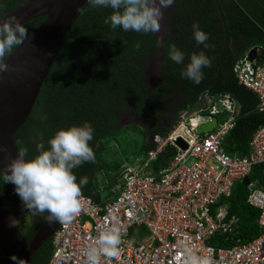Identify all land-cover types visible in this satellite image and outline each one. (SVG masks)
I'll return each instance as SVG.
<instances>
[{
    "label": "trees",
    "instance_id": "obj_1",
    "mask_svg": "<svg viewBox=\"0 0 264 264\" xmlns=\"http://www.w3.org/2000/svg\"><path fill=\"white\" fill-rule=\"evenodd\" d=\"M218 4L226 29L225 39L213 0H183L176 6L178 15L173 17L172 32L163 37V64L153 87L147 81L145 70L147 60L159 51L154 35L124 32L119 28L113 31L104 23L111 10L87 5L74 20L71 37L65 38L58 51L30 115L14 134L18 150L26 148L27 158H32L37 155L36 145L43 143L47 148V141L57 130L90 124L93 139L89 146L95 154V161L84 163L73 172L77 183L81 177L88 179L82 193L98 198L99 191L94 187L95 174L118 167L116 162H107L103 158L104 147L109 141L126 129L136 130L142 144L141 153H144L150 147L146 141H150L154 134L165 136L177 122L178 113L193 107L201 93L206 92L214 99L229 94L240 103L234 126L221 144L231 155L248 153L251 134L264 122V112L256 109L257 96L237 83L232 66L248 48L255 45L264 48V31L235 1L218 0ZM17 6V0H0V17ZM45 17L37 15L22 26L29 34ZM193 24H198L208 34V48L195 42ZM137 43L139 47H136ZM170 45L184 53L183 64L178 65L169 58ZM201 51L212 65L202 69L203 79L196 84L182 78L181 72L189 63L191 54ZM124 115L132 121L119 125ZM166 150L158 153L152 162L154 170L167 164L175 151L172 146H167ZM263 166L262 163L254 164L250 178L258 180L264 190ZM246 197L247 188L239 182L233 184L230 196L225 198L229 213L239 217V232L235 237L241 242L251 240L260 232L255 221L258 210L246 202ZM9 211L29 215V219H21L17 229L21 240L14 242V247L19 248L12 252L0 250V264H19L45 213L33 215L28 212L15 193L14 185L3 183L0 176V217ZM146 235L143 226L130 231L135 241ZM210 243L228 245L229 241L216 234ZM51 252L50 237L37 249L29 264H47Z\"/></svg>",
    "mask_w": 264,
    "mask_h": 264
},
{
    "label": "built area",
    "instance_id": "obj_2",
    "mask_svg": "<svg viewBox=\"0 0 264 264\" xmlns=\"http://www.w3.org/2000/svg\"><path fill=\"white\" fill-rule=\"evenodd\" d=\"M248 48L237 59L233 72L238 84L253 92L256 109L264 112V48L259 62L245 59ZM224 94L207 96L206 112L217 114L223 105L225 117L208 132L196 131V115L183 110L165 135H154L145 157L124 165L104 194L82 193L81 211L69 224L59 223L51 236L52 252L47 264H85L84 250L108 224L119 229L122 243L115 257H100V264H182L185 247L210 258L211 264H264V190L250 178L254 164H264V122L252 132L249 151L231 155L221 142L234 126V105ZM210 119V118H209ZM182 139L186 147L176 142ZM167 146L175 151L158 170L152 162ZM264 175V166L261 168ZM247 176L246 202L258 210L259 234L241 242L236 238L239 217L230 214L225 200L233 184ZM144 227L147 235L135 241L130 231ZM221 234L228 245L211 244Z\"/></svg>",
    "mask_w": 264,
    "mask_h": 264
},
{
    "label": "clouds",
    "instance_id": "obj_3",
    "mask_svg": "<svg viewBox=\"0 0 264 264\" xmlns=\"http://www.w3.org/2000/svg\"><path fill=\"white\" fill-rule=\"evenodd\" d=\"M87 4L93 8L111 10L104 23L109 25L113 31L119 28L124 32L156 34L161 29L160 21L163 19V10L171 7L174 0H87ZM192 27L195 42L208 48V34L202 31L198 24H193ZM28 36V30L22 26L17 17L9 16L0 20V71L9 70L6 57L12 53L15 47L28 40ZM139 46L137 43L136 47ZM168 55L176 64L184 63V53L175 45L169 46ZM211 65V60L203 51L199 54L193 53L189 63L182 70L181 76L198 84L203 79L202 69L211 67ZM203 93H205L206 106H208V95L206 92ZM221 96L219 95L216 99ZM228 99L232 100L233 97L230 96ZM230 104L234 105V109H236L233 101ZM184 110L186 116L197 113L187 115L188 109ZM215 115L218 116V122L225 117L223 105L222 110H217ZM119 125H122L121 122ZM152 138L150 141H146L150 147L139 156L132 157L129 161L121 164L119 171L124 165L133 163L134 159L145 157L147 151L153 146ZM92 139L93 128L90 124L61 128L47 141V148L43 143L36 145L37 155L32 158H27L28 150L26 148H20L15 158H9V162L4 165L3 170H0L2 181L14 185L15 193L28 212L33 215L48 213L49 223L69 224L81 211L82 189L88 183L87 177H81L77 183V177L73 170L84 163L95 161V154L89 146V141ZM24 217L29 219L28 214L23 215L22 218ZM121 243V234L118 228L108 224L101 225L97 229V235L93 238L92 243L88 244L84 250L85 264H100L101 256L115 257ZM182 264H211V261L209 257L197 255L191 247H185Z\"/></svg>",
    "mask_w": 264,
    "mask_h": 264
},
{
    "label": "water",
    "instance_id": "obj_4",
    "mask_svg": "<svg viewBox=\"0 0 264 264\" xmlns=\"http://www.w3.org/2000/svg\"><path fill=\"white\" fill-rule=\"evenodd\" d=\"M18 6L5 11L0 20L15 16L20 23L45 15V19L37 25L22 45L16 47L6 57L9 70L0 71V170L15 158L18 148L14 141V134L27 120L39 93V89L46 78L51 65L60 50L65 38L70 36V29L82 10L88 5L87 0H17ZM245 14L264 31V0H233ZM214 6L222 26L224 39L226 29L218 0H213ZM262 58V48L252 47L245 59L249 62H259ZM235 104V116L239 113L240 103L236 99H228L227 104ZM205 93H202L197 104L188 109L187 115L197 112L196 131H211L218 122L217 115H208L206 110ZM217 110H222L221 102ZM210 118V119H209ZM209 119V120H208ZM176 144L185 148L182 139ZM167 151V150H165ZM249 178L245 176L241 183L246 186ZM48 213L34 232L19 264H29L37 249L48 240L57 229L59 223H49Z\"/></svg>",
    "mask_w": 264,
    "mask_h": 264
},
{
    "label": "rangeland",
    "instance_id": "obj_5",
    "mask_svg": "<svg viewBox=\"0 0 264 264\" xmlns=\"http://www.w3.org/2000/svg\"><path fill=\"white\" fill-rule=\"evenodd\" d=\"M163 20L165 21L164 15L163 19L160 21L161 26ZM164 34V32L160 31V33H157V38L162 39ZM157 43L159 50L158 53H160L162 40H158ZM158 56L159 55L156 53L154 57H151L148 60L149 67L147 81L151 87H153V85H155L154 83L157 82V77H155L154 74L152 76V70L158 67L156 64ZM123 117L120 118L122 125H126L127 123L132 121L130 118H127L126 115H124ZM219 117L221 118V115H219ZM161 125H163L162 122ZM141 145L142 144L140 143L137 131L132 129L124 130V132L121 133L120 136H116L113 138V141H109L104 147L103 158L107 162H116L118 164V167L114 170H100L99 172H97L94 176L95 189L104 194L103 191H105L106 187L116 179L121 164L129 161L132 157L139 156V154L142 152ZM241 180H238L235 183H241ZM6 214L0 217V250L12 252L16 251L13 248V243L16 242V240L20 239L17 230L19 227L16 226L18 224L17 221L20 222L23 215H19V213L14 214L13 216L8 215V213ZM6 218L7 220H5Z\"/></svg>",
    "mask_w": 264,
    "mask_h": 264
},
{
    "label": "flooded vegetation",
    "instance_id": "obj_6",
    "mask_svg": "<svg viewBox=\"0 0 264 264\" xmlns=\"http://www.w3.org/2000/svg\"><path fill=\"white\" fill-rule=\"evenodd\" d=\"M182 1L183 0H174V4L171 6V7H169V8H167V9H164L163 10V15H164V17H165V21L163 20V23H162V26H161V29H160V31L161 32H164L165 34H164V36L168 33V32H172V23H173V17L175 16H177L178 15V10H177V8H176V6H178V5H180L181 3H182ZM160 31H159V33H160ZM154 35V37H155V39L158 41V40H163V37H162V39H159V38H157L158 37V35H157V33L156 34H153ZM161 46H162V44H161ZM161 49H162V47H161ZM158 59H157V61H156V64H157V68H155V69H153L152 70V76H153V74L155 75V77H157V80H158V77H159V69H160V67H161V65L163 64V58H162V53L160 52V53H158ZM154 57V56H153ZM151 58V57H150ZM148 60H147V62H146V70H145V73H146V75H147V77H148ZM148 79V78H147ZM8 213V215H14L15 214V212L14 211H9V212H7ZM5 215V214H4ZM19 215H25V213L24 212H19ZM6 216H7V214H6ZM11 216V217H12ZM2 217V216H1ZM9 218V217H8ZM5 220H7V218L5 219ZM21 222V221H20ZM20 222H18L17 221V225L16 226H18L19 227V225H20ZM17 237V236H16ZM19 240H21V238L20 239H18V240H16V241H19ZM14 244V243H13ZM18 248H19V246H17ZM17 247L15 248L14 246H13V248L16 250L17 249Z\"/></svg>",
    "mask_w": 264,
    "mask_h": 264
},
{
    "label": "crops",
    "instance_id": "obj_7",
    "mask_svg": "<svg viewBox=\"0 0 264 264\" xmlns=\"http://www.w3.org/2000/svg\"><path fill=\"white\" fill-rule=\"evenodd\" d=\"M224 116V115H223Z\"/></svg>",
    "mask_w": 264,
    "mask_h": 264
}]
</instances>
